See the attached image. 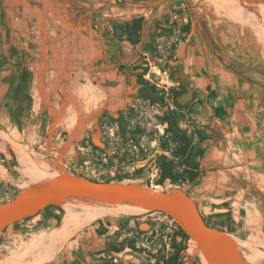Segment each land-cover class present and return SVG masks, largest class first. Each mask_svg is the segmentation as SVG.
<instances>
[{
    "label": "crops",
    "instance_id": "0c3cea01",
    "mask_svg": "<svg viewBox=\"0 0 264 264\" xmlns=\"http://www.w3.org/2000/svg\"><path fill=\"white\" fill-rule=\"evenodd\" d=\"M94 1L0 0V149L9 152L0 154V194L13 195L29 185L17 159L21 152L28 155L26 148L38 146L43 133L48 141L55 138L54 128L62 127L67 136L83 139L105 110L118 105L113 99L128 83L134 89L136 76L156 70L174 78L170 85L178 81L193 90L191 110L202 138L194 145L192 162L198 163L200 175L183 188L206 222L264 257V168L250 147L236 144L234 133L246 121L249 95L260 88L255 81H264L262 69L243 64L263 61L248 54L264 52L261 2L210 0L208 7H201L205 0L188 2V12H197L193 20L187 13L172 12V2L152 9L148 4L155 0L147 5ZM255 4L262 7H249ZM136 17L143 23L139 41L132 44L115 28ZM185 23L190 24L188 32ZM163 27L173 31L160 35ZM214 45L229 58L238 51L241 57L235 55L226 66ZM152 48L159 55L152 56ZM239 68L246 71L234 73ZM245 76L249 80L242 81ZM218 106L226 111L222 118L215 116ZM26 169L33 172L30 163ZM140 220L120 216L93 223L68 245L66 261L44 264H113L127 250L130 228ZM52 223L51 215L39 213L0 234L29 242L22 249L26 255L30 238L57 230ZM28 233L32 236L23 241Z\"/></svg>",
    "mask_w": 264,
    "mask_h": 264
},
{
    "label": "rangeland",
    "instance_id": "374dc122",
    "mask_svg": "<svg viewBox=\"0 0 264 264\" xmlns=\"http://www.w3.org/2000/svg\"><path fill=\"white\" fill-rule=\"evenodd\" d=\"M104 2L108 4L109 0H95L94 2ZM118 1V0H115ZM122 4L126 0H119ZM131 3L147 5L151 0H132ZM203 0H167L166 3H170L172 12L188 14V18L195 19L197 12H188V2ZM243 1L252 0H236V3L245 4ZM257 1V0H256ZM262 4V8L255 4L249 5V7H260L263 13L258 17L260 21L264 16V1L259 0ZM129 3V2H128ZM207 4V7L211 5L210 0H205L201 7ZM182 7V8H176ZM140 7V6H139ZM137 6V8H139ZM158 7V5L156 6ZM149 8V7H148ZM211 14V11L208 10ZM204 17V14H203ZM170 16H168L169 20ZM174 22H177L174 19ZM195 22V21H194ZM190 24H184L186 32L189 30ZM166 29V32L163 30ZM172 27L160 28V35H168V32H172ZM194 32V28L192 30ZM216 52L224 60L225 65H232V60L236 56H240V52L234 53L229 57L222 51L221 46L214 45ZM152 56L159 55V50L152 48ZM248 54H257L263 59L262 62L257 61L255 56L254 64L252 62H244L251 68H258L264 71V52L258 51L257 53L249 51ZM251 56V57H252ZM237 57V58H238ZM240 62H238V65ZM145 68V67H144ZM144 68L140 72H143ZM247 69V68H245ZM234 73H244V69H235ZM129 73V72H128ZM249 80L247 76L242 78V81ZM142 80L148 82V84L155 85L163 96L164 103H153L149 99H142L138 97L139 89L142 87ZM174 78L168 74H160L159 71L154 70L148 76H136V88L131 89V83L126 86L125 92L119 93L113 99L116 107H109L99 119L93 124L92 127L87 128V132L83 139L73 138L71 135L67 136V132L63 131L64 128H54L52 136L48 141L46 140L47 134L43 133L41 136V142L38 146H34V149H29L27 154L21 152V156L17 161L19 168L24 171L25 179L29 185L34 181L32 177L35 175H48L57 170L58 166L64 168L75 174H80L88 178L95 180H119V181H136L147 185H155L159 188H166L169 186H181L184 187V183L176 182L174 185L169 180L161 181V168L160 163L164 157L166 160H170L173 164L174 171L180 173L186 168L184 164L185 159L175 154V149L178 146L177 141L173 138L172 130H168V122L165 120L167 114L172 116L175 121V125L178 130L185 132L192 140V145L196 144L197 140H201L202 136L200 130L197 128L196 120L192 115V98L183 104L178 103L177 98L185 91L182 84H178V81H174L172 85L169 82ZM256 84L260 88H256L255 95L251 93L248 98L247 107L245 109L246 121L236 127L234 130L236 144H241L244 147H250L252 150V156H256L264 168V81L256 80ZM164 85L165 87H162ZM171 89L178 90L180 94L175 97V94ZM134 90V91H133ZM116 120V121H115ZM125 128V135L120 130V127ZM239 132H242V136H237ZM2 132H0L1 138ZM91 137H99V139L105 144V148L101 149L94 146L91 143ZM46 142V144H44ZM242 148V147H241ZM243 149V148H242ZM5 153L9 155V152L4 149H0V154ZM105 153V155H103ZM79 155L84 156L82 159ZM28 156L32 157V160L28 159ZM27 159V163L24 168L20 166V160ZM192 163V152H191ZM14 163V162H13ZM30 163L33 168V172H27V164ZM33 165V166H32ZM264 170V169H263ZM22 182V181H21ZM24 183V181L22 182ZM27 187V186H26ZM15 194L11 195L8 191L0 194V202L11 199ZM8 196V197H6ZM66 208L63 206H56L47 211L50 215H56L59 221L53 223L57 226L62 217L64 216ZM122 211H114L106 214L104 217H100L97 220L90 221L81 226L80 229L69 238V241L64 244L61 252L52 258L53 261H66L67 252L70 250L68 245L75 244V239L80 233L91 226V224L98 221L107 222L108 219L116 217H134L138 216L141 220L130 228L131 233L127 240H130V244L127 250L117 255L113 264H156L157 261H161L163 258H167L169 255L180 249L181 261L179 264H199L194 253V244L189 243L182 234L178 231L174 222L166 215L159 212H145L127 213ZM122 219V218H121ZM122 229H128L124 224H120ZM53 227H47L44 230H50ZM121 229V230H122ZM224 230V229H222ZM32 236V233L26 234L23 241H26ZM22 245L23 248L27 247L23 245L21 241H17L16 238H9L0 234V260L9 255L13 249H17ZM264 260V257H262ZM67 259V258H66ZM50 262V263H51Z\"/></svg>",
    "mask_w": 264,
    "mask_h": 264
},
{
    "label": "water",
    "instance_id": "95a60500",
    "mask_svg": "<svg viewBox=\"0 0 264 264\" xmlns=\"http://www.w3.org/2000/svg\"><path fill=\"white\" fill-rule=\"evenodd\" d=\"M167 0L148 4L154 9ZM264 1V0H263ZM193 96L186 86L177 98L183 104ZM206 97V96H205ZM95 137L91 143L101 149L105 144ZM84 156H79L82 159ZM72 199L98 202L107 206H133L145 212H159L169 217L194 244L201 264H264L246 258L236 239L225 230L212 227L203 219L195 201L178 186L159 188L136 181L90 179L58 166L57 170L22 188L11 199L0 202V233L16 223L37 215L50 205L63 206ZM97 204V203H95ZM202 257V259H201Z\"/></svg>",
    "mask_w": 264,
    "mask_h": 264
},
{
    "label": "bare ground",
    "instance_id": "6f19581e",
    "mask_svg": "<svg viewBox=\"0 0 264 264\" xmlns=\"http://www.w3.org/2000/svg\"><path fill=\"white\" fill-rule=\"evenodd\" d=\"M95 138L97 143H99V137ZM20 163V166L24 168V165L27 163V159H21ZM41 179L42 175H35L32 177L34 182H38ZM69 201L78 202H67L63 205L66 210L55 232L44 231L34 235V237L30 238L31 240H29L30 245L26 255L22 254L23 247H19L18 249L15 248L9 253V255H7L6 258L0 261V264H44L45 262L51 260L57 254L64 242L73 233H75V231L80 229L81 226L83 227L84 224L95 219L97 220L100 217H104L106 214L114 211H122L127 213H142V211H144L140 208L127 205L107 206L98 202L89 203L87 201L85 202L84 200L76 199ZM237 243L240 252L246 258L255 262H264L262 256L258 255L253 249L249 248L247 244L243 242ZM22 244L26 245L24 243ZM19 253H21V256Z\"/></svg>",
    "mask_w": 264,
    "mask_h": 264
},
{
    "label": "trees",
    "instance_id": "16d2710c",
    "mask_svg": "<svg viewBox=\"0 0 264 264\" xmlns=\"http://www.w3.org/2000/svg\"><path fill=\"white\" fill-rule=\"evenodd\" d=\"M142 23H143V18L142 17H136L131 21L130 24L125 23L122 27H116L115 28L116 34H118L120 36L125 35L126 38L132 44H136L140 38V30L142 27ZM139 77H141V76H139ZM141 83H143V85L139 89V93L137 95L138 97H140L142 99H149L153 103H157V104H159V103L163 104L164 103L163 96L160 93L161 91H159L155 85L148 84V82L145 80H142ZM171 90L175 94V97H177L180 94V92L178 90H175V89H171ZM214 112H215V116L218 118H222L226 115V111L223 109L222 106L215 107ZM165 120L168 122V130H172L173 138L178 143V146L175 149V154L177 156H181L185 159L184 164L186 165V168H184L182 172L177 173L174 171L172 162L170 160H166L163 157L161 160V163H160V168H161L160 180L161 181L169 180V182L173 185L178 181H179V183L193 182L200 175V170L198 167V163H196V162L191 163V160H190L191 159V152L193 150L192 140L185 132L178 130V128L175 125V121L172 119V116L167 114L165 117ZM120 128H121L120 130L123 132V135H125V128L123 126ZM79 156H81V155H79ZM90 179H92V178H90ZM105 181H112V179H107ZM179 187L181 189H183L184 191H186L181 186H179ZM186 193H187V191H186ZM51 208H56V206L50 205V206L46 207L45 209L41 210L39 213L44 214V215H50L47 213V211H49ZM51 216L54 218L55 223H57L59 221V219H58V217H56V215H51ZM203 219H204V217H203ZM206 223L209 224L208 222H206ZM209 225H211V224H209ZM211 226L221 229L220 227H217L215 225H211ZM176 227H177L178 231L182 234V236L185 238V240H187L186 235L179 229V227L177 225H176ZM226 232H228V231H226ZM126 242H127V245L129 246L130 240H127ZM196 259L199 262V264H201V262L199 261V258L197 256H196ZM180 261H181L180 249H178L174 253L169 255L167 258H163L161 261H157L156 264H179Z\"/></svg>",
    "mask_w": 264,
    "mask_h": 264
},
{
    "label": "built area",
    "instance_id": "2783aa9c",
    "mask_svg": "<svg viewBox=\"0 0 264 264\" xmlns=\"http://www.w3.org/2000/svg\"><path fill=\"white\" fill-rule=\"evenodd\" d=\"M103 155H105V153H103ZM6 197H8V196H6Z\"/></svg>",
    "mask_w": 264,
    "mask_h": 264
},
{
    "label": "flooded vegetation",
    "instance_id": "af4514ba",
    "mask_svg": "<svg viewBox=\"0 0 264 264\" xmlns=\"http://www.w3.org/2000/svg\"><path fill=\"white\" fill-rule=\"evenodd\" d=\"M116 121V120H115Z\"/></svg>",
    "mask_w": 264,
    "mask_h": 264
}]
</instances>
